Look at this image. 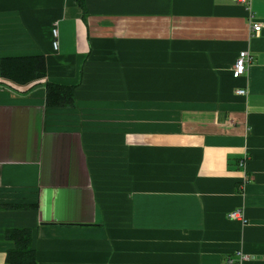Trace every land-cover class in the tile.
I'll return each mask as SVG.
<instances>
[{
    "label": "crops",
    "instance_id": "crops-1",
    "mask_svg": "<svg viewBox=\"0 0 264 264\" xmlns=\"http://www.w3.org/2000/svg\"><path fill=\"white\" fill-rule=\"evenodd\" d=\"M86 8L0 0V62L43 56V81L76 88L61 109L43 83L0 86V264L8 229L37 264H264V0Z\"/></svg>",
    "mask_w": 264,
    "mask_h": 264
},
{
    "label": "trees",
    "instance_id": "trees-1",
    "mask_svg": "<svg viewBox=\"0 0 264 264\" xmlns=\"http://www.w3.org/2000/svg\"><path fill=\"white\" fill-rule=\"evenodd\" d=\"M82 18L87 17L86 0H77ZM47 77V63L43 56L8 57L1 59L0 78L2 87L14 83L26 86L31 83H43L46 105L49 108H73L76 105L75 86H64L52 82H41ZM5 238L14 243V249L7 252L8 264H37L36 251L33 248L32 231L28 229H8Z\"/></svg>",
    "mask_w": 264,
    "mask_h": 264
},
{
    "label": "built area",
    "instance_id": "built-area-1",
    "mask_svg": "<svg viewBox=\"0 0 264 264\" xmlns=\"http://www.w3.org/2000/svg\"><path fill=\"white\" fill-rule=\"evenodd\" d=\"M234 1L239 2L240 4H243V5H246L249 2V0H234ZM252 28H253L254 32H257V33L260 32V30H261L260 25H257V24L253 25ZM58 37H59V31H58L57 27H54V29H53V47H54V50H57L59 47ZM251 61H252V57L248 52L240 53L239 58L237 59L235 65H234V68H233L234 77L242 76L246 72L247 65ZM41 82H44V81H41ZM6 85L8 87H12V84H10V83H7ZM236 93L238 95L243 96L246 94V91L245 90H239ZM228 217L230 219H233V220L241 221L242 223L246 222L244 215H243V212L240 209L232 211L231 213H229ZM249 260H250V257L248 255H246L242 252H238V253H236V259L228 257L226 259V264H244L245 262H247Z\"/></svg>",
    "mask_w": 264,
    "mask_h": 264
}]
</instances>
